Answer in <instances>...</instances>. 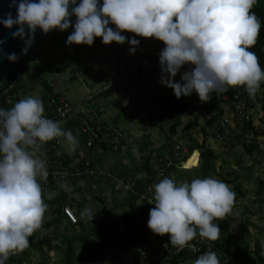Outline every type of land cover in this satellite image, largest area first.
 <instances>
[{
  "label": "clouds",
  "instance_id": "1",
  "mask_svg": "<svg viewBox=\"0 0 264 264\" xmlns=\"http://www.w3.org/2000/svg\"><path fill=\"white\" fill-rule=\"evenodd\" d=\"M256 3L257 0H103L102 4L100 0H12L17 15L9 12L0 18V23L9 29L19 26L12 36L24 40V55L35 42L37 28L47 34L56 28L64 31L72 27L66 40L69 45H93L96 37L105 44L128 42L132 54L140 40L122 34L124 30L154 37L165 45L159 56L163 73L160 82L173 89L177 98L195 92L207 102L213 93L220 95L241 86L255 97L264 83V67L251 50L262 27L261 19L252 10ZM73 14L77 17L74 24L70 19ZM6 55L11 61L19 58L15 52ZM184 65L189 69L183 71L180 81L175 80ZM58 138H63L70 151L79 145L71 129L45 115L41 98L28 95L10 108L0 107V264L28 247L29 237L42 227L48 204L40 181L47 180L49 170L39 153L42 145ZM57 183L65 191L72 190L67 181ZM153 187L150 202L155 207L149 210L148 227L154 234H170L177 251L194 248L191 242L197 236L217 240L221 229L214 221L231 211L236 196L225 181L213 176L177 182L164 175ZM95 214L89 207L80 212L82 218L91 220ZM218 251L214 247V251L202 252L192 259V264H221Z\"/></svg>",
  "mask_w": 264,
  "mask_h": 264
},
{
  "label": "crops",
  "instance_id": "2",
  "mask_svg": "<svg viewBox=\"0 0 264 264\" xmlns=\"http://www.w3.org/2000/svg\"><path fill=\"white\" fill-rule=\"evenodd\" d=\"M110 26L115 28L114 24H110ZM65 32L55 33L46 39L44 42L49 46L39 45L37 47V50L44 51V53L52 57L51 59L54 61L53 66L48 70L47 73H53L54 77L60 74L62 70L70 69V67H72L75 71L77 65L82 62L83 66L81 68L83 70V74L89 80V88H91V91L100 89V86L105 85L109 81H115L116 83L99 97V102L105 108L103 116L105 124L121 129L124 139L122 140L121 144L115 148L104 149L100 146H95L91 149H86L81 145L78 146L74 152L70 151L67 143H65L64 145H60L59 153L64 154V156L67 155L68 157L75 158V163L79 162L80 160H84L87 164L90 162L94 163L95 167H98L105 172L111 173H117L119 170H125V168L126 172L129 173L132 171L133 167L141 166V170L138 172L136 177L143 178L149 172L142 166V163L144 162V152H142L141 149L144 148L145 151H147L146 153L150 155V169L154 172L158 171V175H160L163 164L168 160L165 159L168 154L165 156L161 149L162 144L160 141L162 137L164 140L170 137V143H172L173 140V144L177 142L181 144L184 149V155H186L192 143H201L204 137H206L207 144L210 145L211 148H213L218 154H220L218 152L220 148H222V150L228 148V151L233 150V144H235L234 142H231L230 145H225L222 138L214 136L213 126L207 124V116L204 112L199 117L198 126L192 128L185 127L186 123L192 120L197 114V112L193 109H190L186 115H183L181 118L182 123L177 127L176 133L172 135L169 130L172 123L169 122L170 111L164 103L166 92H158L157 90V85L160 87L163 86L160 80L155 79L148 80L146 82H132L124 81L119 78V75L123 71L133 68L144 69L155 72L159 75H163L159 56L164 45L158 39L154 37L147 38L137 36L135 33L124 30L122 34L129 38L136 36V38L140 40V45L137 47L135 54L129 52L131 45L128 42L120 44L113 41L110 44H105L102 42L101 37H98V42L95 45L88 46L85 50L77 53L73 50L72 45H56L59 39L64 37ZM51 70L52 72L50 73L49 71ZM23 78V81L29 84V79L26 77ZM46 78L45 80L51 84ZM53 80L55 81V79ZM85 84H87L86 81ZM42 86L44 88L43 83ZM53 89L54 91H57L54 86ZM60 97L66 99V97L61 93ZM189 102L194 104L197 103L195 92L190 95ZM62 125L63 123H61V126ZM182 128L184 129L181 130ZM199 128L201 132L199 131ZM202 128H205L206 134L203 133ZM209 131H211V134ZM260 132L261 131L259 130L257 132V129L255 128V134H257L260 141H262L264 137L260 135ZM141 133H143L141 136L142 140L141 144L137 146V150L135 148V138L141 135ZM236 144L238 143L236 142ZM196 150L199 151V149ZM261 150L263 149L261 148ZM113 151H115V153H113ZM138 151L142 152V160H138V162H136L135 158H137V154H139ZM39 154L41 157H43V145ZM219 157L220 158L216 160L218 164L217 169L219 166L223 165V161L221 159L223 156ZM107 158H113V163H111L109 166L112 169H107L106 164H109L108 160L106 161ZM99 163H102V165ZM248 169H252L251 166ZM171 178L175 179V174H172ZM184 180H187V178L184 177L183 181ZM111 185L115 189L120 188L113 183ZM90 190H92L90 187V182H86L84 185L74 191L76 192V195L78 194L79 196L77 195V197H75V194H71L70 197H68V204L75 209L78 218L81 217L78 213V207L80 205L79 203L83 202L85 207H88L90 204V200H88L90 198V196H88V192ZM103 193L105 194L107 191H104ZM128 193L129 192H127L124 200L121 201L119 205V207L124 208L128 206V208L123 209V213L119 215L120 217L118 219L116 217L112 220L113 224H107L109 218L106 217L102 228L95 227L97 222H93L94 218H97L96 220L99 218V215L96 212V216L93 218V220L89 219L91 225L85 227L81 222H79L78 225L72 224L62 214L57 216V211L54 210L55 207L52 206L49 211L50 215L46 216L44 222L42 221V227L35 232V249L33 250L26 264H38L41 260H43L45 264H65V243L63 238L65 236L71 237L73 232L77 235H85L89 233L92 235V239L98 240L100 239V236L93 234V229L96 228L102 231L104 229V225H106V227L110 228L114 233H117L120 236L122 242L123 236L120 235L119 231H117L118 228L114 229L116 223L119 225L120 221H122L124 224L128 225L132 222L135 224L141 219H149V215L146 212H142L141 210L143 206L142 201L138 198L133 202V200L129 199ZM54 194L56 193L50 192L45 195V201L47 204H53V200H55V197L58 195ZM239 199L233 203L231 211L225 215L228 221H231L230 218L232 217L233 211L236 209L235 205L239 202ZM100 201H102V199ZM117 201L119 202L120 200ZM130 202H133V205L130 204ZM112 208H114V206L107 208L108 217L113 212ZM53 219L55 220V223L51 226H46L47 222ZM128 219H130V221H128ZM79 227L81 230L83 229L85 231L78 232ZM40 230L41 232L39 233ZM139 231L143 236H149V240L145 246L151 244L153 247H157V242L155 240L157 234H154L149 227H139ZM162 237L164 236L162 235ZM113 245L114 246L111 248L112 250L118 246L115 243ZM79 250H81V248ZM136 252L137 251H135V253ZM76 253L74 256L76 260L74 264H80V258H76ZM81 253L83 255L82 251ZM135 258L137 261L138 258L136 256ZM13 264L18 263L16 262Z\"/></svg>",
  "mask_w": 264,
  "mask_h": 264
},
{
  "label": "trees",
  "instance_id": "3",
  "mask_svg": "<svg viewBox=\"0 0 264 264\" xmlns=\"http://www.w3.org/2000/svg\"><path fill=\"white\" fill-rule=\"evenodd\" d=\"M258 18L261 19L262 21V27L260 30V34L259 37L257 39V43L251 47V50L254 51L257 56L259 57V62L261 64L262 67H264V0H257V3L253 6L252 9ZM74 24V23H73ZM74 29L72 27H70L67 30L64 31H56L54 32L52 35H54L55 33L58 32H65L64 37L62 39H59L58 43L56 44L57 46H65L66 44V40H67V36L70 34V32H72ZM163 45L164 42L159 40ZM98 42V37H96L94 44ZM42 43H44V41H42L41 43H39L36 47H34L33 49H31L27 55L25 56V58L23 59V61L18 65V69L15 71H12L10 76L7 79V82L5 83V86H9L12 85V89H21L23 91V93L25 94V82L23 81V77H26L27 79H29V86L30 88H32L33 86H31V82L34 81L32 79V77L30 76L29 70L30 67H32L34 65V58L37 55H40L39 53H44V51H39L37 50V47L39 45H41ZM72 48L75 52H81L83 50H85L88 46L91 45H87V44H71ZM165 46V45H164ZM46 54V53H44ZM47 55V54H46ZM54 63V61H53ZM51 69L48 68L47 71ZM178 74L175 77V80H177ZM43 85H44V94L41 95L39 98H41L44 102V107H45V115L49 114V103L51 99H54L56 102H58L59 97H60V93L57 91H54L53 86L51 84H49L46 80L45 77H43L41 79ZM35 83V82H34ZM35 85V84H34ZM231 89H235V88H231ZM238 94L247 100L248 105L250 107H255L256 106V102L253 99V97L249 96V94L244 90V88L238 87L237 89H235ZM3 92V89H0V93ZM259 93H261V97L258 98V102L261 103L262 107H264V83H262L261 88L258 90ZM227 93V92H224ZM196 96V104L189 102V97L188 100L185 104L180 105V106H174L172 108H168L169 111H180L181 112V117H174L172 118V123L170 125V133L173 135L176 133L177 127L182 123L181 118L183 117V115H186L190 109H193L197 112V114L195 115V117L188 121L185 125L186 128H192L195 126H198L199 124V117L201 114H203V112H209L210 110H214V109H218L219 111V115L217 116H210L207 117V124L208 125H212L215 120H217L218 117L222 116V114L224 113V109L220 106L219 102L215 99L214 97V93L212 94V98L207 101H201L200 98L198 97V95L195 93ZM231 99V98H230ZM104 116V115H103ZM104 120V118H103ZM61 121V120H59ZM61 123H63L62 127L65 129H68L69 126H72L74 124V122L70 119L68 121H61ZM105 123V122H104ZM106 125V124H105ZM108 126V125H106ZM246 128H249L251 130H253V134L254 137L252 139L251 142L246 143V140H244V142H240L242 143V145L245 148V151L248 155H255V153H259L260 152V148L259 146L262 145V141H260L259 137L257 136V134H255V126L251 124V121L248 122V124L246 125ZM203 133L206 134V130L205 128H202ZM76 135L78 136V140H79V145L78 146H83V139H82V135L81 133H76ZM214 135L215 137H219L221 138L223 135L221 133H217L214 131ZM224 139V144L228 145L231 144L232 140L230 138L229 135H227V139L226 137H223ZM122 142V141H121ZM121 144V143H120ZM119 144V145H120ZM171 145V144H170ZM96 146H100L104 149H111L113 147H108L106 145H96ZM173 146V145H172ZM171 146V147H172ZM84 147V146H83ZM262 147V146H261ZM93 148V147H92ZM91 149V148H90ZM199 149L200 152V161L199 164L197 166H194L192 168H179L176 164L177 162L174 161L173 159V148L170 149V158L165 161V163L162 166L160 175H158V171L154 172L150 169V155L147 154L145 151V149H141L142 152H144L143 155V159L144 162L142 163L143 168L148 170V174L143 177V178H137L136 175L138 174V172L141 170V166H136L133 167L132 171H130L129 173L126 172V168L125 170H119L117 174L119 177L125 178V179H134L135 184H134V190L137 191V193H133L132 191H130L128 193V197L130 200L136 201L141 194H144L147 192L148 187L151 185L153 188V196H154V187L153 185L159 181L160 179L163 178L164 175L170 176L172 174H175V180L177 182H182L183 178L186 177L187 181H191L193 178L196 177H203V176H220L222 177L221 173L219 174L217 172L216 169V160L218 158H220L219 156H221L220 154H218L213 148H211L210 145L207 144V140L206 137L203 138L202 142L199 143H192L188 149V152H192L193 150ZM225 151V150H224ZM59 150H52V158L53 159H57L59 158L58 156ZM189 153V154H190ZM64 156V154H62ZM223 155H226L225 152H223ZM65 157V163L67 164H78L79 167L82 166H90L92 168H98L95 167L94 163H86L84 160H80L79 162H74L71 163V161L73 160L71 157H68L67 155L64 156ZM187 158V156H185L184 160ZM223 161V164L225 163L224 158H221ZM69 164V165H70ZM100 165H102V163H99ZM252 168V167H251ZM179 169H185V170H190V172H192V176L193 178H191L190 176H184V174H182L181 172H179ZM249 170V169H247ZM234 172V171H232ZM236 172V171H235ZM250 174V171H248ZM236 175H234L231 179H226V178H221V180L231 183V182H236V185L232 188V190L235 192L236 196L234 199V202L236 200H238L239 198H244L246 196V192L243 190V186L242 183L239 181V176L237 173H235ZM229 175H232V173H229ZM80 178V177H77ZM103 178V177H101ZM86 182H90V187L93 190V197L96 198L97 200H101V198L97 195L100 192H104V190H102L103 188H107V186H104V184L102 183V179H93V178H89L86 179ZM85 182V183H86ZM260 183V187L257 189L256 193L258 195L257 198L253 199L251 201V203L255 206H257V208L262 211L264 210V179H259L258 181ZM84 183V184H85ZM107 183V182H105ZM111 185V183H110ZM104 186V187H103ZM52 191H56L58 193V195L55 197V200H53V204H56L57 207H55L54 210L57 211V216H59L60 214L64 215L63 213V207L65 205H69L68 202V197H70L71 194H73V192H68L65 191L64 189L60 188L59 186H57L56 188H52L49 189V191L47 193H45V195H47L49 192ZM75 191V190H74ZM57 199V200H56ZM133 202H130V204L133 205ZM79 207H78V213L80 214V212L85 208V206L83 205V202L79 203ZM71 206V205H70ZM244 211H248V207L246 206ZM143 212V210H142ZM65 216V215H64ZM248 220V219H247ZM128 221H130V219H128ZM55 223V220H49L46 224V226H51L52 224ZM216 223L219 224L220 229H221V233H220V237L215 240L216 241V245H215V251H217V249L219 251H221L222 254H217V256L221 259L225 258V253H228L230 251H232L233 253V261H229V264H240V263H245L248 261L247 259V255L250 253V248H249V243L247 241V239H243L241 237H238L232 230H231V226L230 223L227 219V217H222V218H218L216 220ZM73 224V223H72ZM76 225V224H74ZM118 228V223H116L114 229ZM93 234L100 236V239L98 240H94L91 238V234H85V235H77L73 232L71 237H67L65 236L63 238L64 243H65V264H74L75 263V253H76V249H80L82 247V252L83 255L82 257H80V264H105L103 263V261L106 259V257L109 254V251L111 250V248L114 246L113 244L115 243L116 245H120L121 244V239L120 236L117 233H114L110 228L106 227V225H104V229L102 231H100L99 229L94 228L93 229ZM164 239L167 240V242L171 244L170 241V234H164L163 235ZM36 233L33 234V236L29 237L30 240V244L28 247H26L23 251L18 252L16 255L10 257L8 259V261L6 262V264H13V263H18V264H26L28 259L30 258L33 250L35 249V244H36ZM242 245H244L245 250L243 249ZM256 245L258 247V249H255L253 251L254 254L257 255L260 264H264V254H260L259 251H264V244H261L259 242V240L256 241ZM198 256H192L191 254H189L187 251H182L181 253H179L178 255L174 256L173 258H168L166 255H161L160 256V260L162 261V264H183L185 261H189L191 259H195ZM38 264H45V262L43 260H41ZM138 264V262L136 263ZM156 264V263H154Z\"/></svg>",
  "mask_w": 264,
  "mask_h": 264
},
{
  "label": "built area",
  "instance_id": "4",
  "mask_svg": "<svg viewBox=\"0 0 264 264\" xmlns=\"http://www.w3.org/2000/svg\"><path fill=\"white\" fill-rule=\"evenodd\" d=\"M34 58V65L30 67L29 73L34 81L31 82V86H34L36 80L45 77V71L53 66V59L49 58L48 55L44 53H39ZM189 69L188 65H184L181 73H178L177 81L181 80L183 71ZM45 70V71H44ZM161 76L155 72L147 71L144 69L133 68L127 71H123L119 78L124 81H139L144 78L159 79L161 81ZM116 82L109 81L105 85L101 86L100 89L88 91V95L77 104H71L66 99L59 97L58 102L54 99L50 100L49 103V114L46 116L61 121L72 120L74 124L69 126L74 134L81 133L83 139V146L86 149L95 147L96 145H106L108 147H117L121 141L124 139L123 132L118 127L106 126L103 120V115L105 112L104 106L99 102V97L106 91L110 89ZM163 85V84H162ZM166 92V97L164 103L172 108L174 106H180L187 102L189 96H182L177 98L174 94L173 89L163 85ZM25 94L21 89H12V85H9L2 93H0V107L10 108L15 104V102L21 98H24ZM215 99L219 102L220 106L224 109L222 116L218 117L217 120L212 124L213 130L217 133H221L223 137L229 135L236 142L249 143L252 141L254 134L253 130L246 128L249 121L251 124L256 126V122L264 121V107L260 108L258 115H256L258 98L253 97L256 102L255 107H250L246 99L242 98L235 89H229L227 93H221L217 95L214 93ZM231 98V99H230ZM261 104V103H260ZM262 106V105H261ZM207 117L219 115L218 109L210 110L205 112ZM181 117L180 111H170L169 118ZM63 138L54 139L43 145V159H45L49 176L47 180H41L44 193H47L49 189L56 188L59 186L58 181H67L71 186V191L77 190L86 182V179H102V183L107 181V183H113L117 187L123 188L126 192L132 191L137 193L134 189L135 181L134 179H125L119 177L115 173L105 172L99 168H92L90 166L79 167L78 164H67L65 163V157L58 153L59 158L56 160L52 158V150L58 151ZM173 159L177 162L179 168H186V162L191 158L195 152L198 153L197 165L200 161V152L198 150H193L187 158L184 160L185 156L183 153V146L181 144H173ZM228 151V148L225 149ZM80 177V178H77ZM103 177V178H101ZM69 192V191H68ZM152 188L148 187L147 192L142 195L143 202L147 205V214L149 215V210L155 207L152 200ZM63 213L65 217L73 224H77L79 218L76 215L75 209L70 205H65L63 207ZM216 223V221H214ZM221 233V232H220ZM220 237V236H219ZM194 248H184L183 250L177 251L173 245L168 244L166 241L161 242L157 247H153L151 244L144 246L142 249L139 248L140 252H136L135 256L137 258H145L147 263L150 258H160L161 255H166L168 258H173L182 251H187L191 255L199 256L205 251H214L216 241H210L207 239H201L199 236L194 238L191 242ZM156 248V249H154ZM17 253L11 255L10 257L16 255ZM216 254H222L218 251ZM224 259H220L221 264H227L229 260L233 259L232 251L225 253ZM9 257V258H10Z\"/></svg>",
  "mask_w": 264,
  "mask_h": 264
},
{
  "label": "rangeland",
  "instance_id": "5",
  "mask_svg": "<svg viewBox=\"0 0 264 264\" xmlns=\"http://www.w3.org/2000/svg\"><path fill=\"white\" fill-rule=\"evenodd\" d=\"M42 45L49 46L45 42L41 44V46ZM49 58H52V57L49 56ZM82 66H83V63L80 62V64L77 65V68L75 69L76 72L74 71L72 67H70V69L62 70L60 74L54 77H53L54 74L51 73L52 70L49 71L51 74L47 73L48 71L44 70L45 78L47 77L46 79L54 86V88L59 93L63 94L66 97V100H68V102H70L71 104H77L78 102H80L82 99H84L88 95V91H91V88H89V80L83 74V70L81 68ZM53 79H55V81ZM148 80H155V79L144 78L139 81L146 82ZM85 81L88 84V87H87V84H85ZM24 84H25V94H26L25 96L32 95V96L40 97L45 92L42 86L41 79L36 80L35 85L32 88H30L28 83H24ZM157 88H158L157 89L158 92L165 91L164 86L160 87L157 85ZM260 97H261V93L257 91L255 98H260ZM261 107L262 106L259 103L256 108V113H255L256 115H258V111L260 110ZM169 122L171 123L172 120L169 119ZM256 126L257 127L255 128L257 129V132L258 130L261 131L260 135L264 137V121H261V122L257 121ZM183 129L184 128H182L181 130ZM199 131L201 132L200 128H199ZM209 133L211 134V131H209ZM142 135L143 133H141V135L135 138V142H136L135 148L136 149H137V146L141 144ZM168 138L164 140V138L162 137L160 141L162 144L161 149L164 152L165 156H167L168 154V156L165 157V159L170 158L169 153H170V149L173 147L172 144L174 142L172 140V143H170L169 142L170 137ZM230 138L232 142L235 143L233 144V150L224 151L222 150V148H220V150L218 151L220 155L223 156L225 163L222 166H219L217 169L218 164L216 162V169L219 174L221 173L222 177L217 175L215 176V178L220 179V180L221 178L231 179L234 175H236L235 173L238 174L239 179H240L239 181L242 183L243 190L246 192V196L244 198H240L239 202L235 205L236 209L233 211V214L231 213L232 217L230 218L231 221H229V223L231 226V230L238 237L247 239L249 243L250 253L247 255L248 261L245 263H240V264H260V261L257 255L254 254L253 251L255 249H258L256 245L257 240H259L261 244H264V210L260 211L257 208V206L251 203V201L258 197L256 191L260 187V183L258 182L259 179H264V138L262 139V144H263L262 147L259 146L260 152L255 153V155H252V156L248 155L245 152L244 150L245 148L242 145V143L237 142L238 144H236L234 139L232 137ZM61 144L62 145L65 144L64 140H62ZM261 148L263 150H261ZM138 152L139 154H137V158H135L136 162H138V160L139 161L142 160L141 159L142 152L141 151H138ZM223 152H225L227 156L223 155ZM113 153H115V151H113ZM189 153L190 152H187L186 156L189 155ZM198 157H199L198 153L195 152V154L191 158H189V160L185 163L186 168H192L194 166H197ZM72 159L73 160L71 161V163H74L75 158H72ZM107 160L109 164H106V163L104 164H106L107 169H112L109 166L111 163H113V158H109V159L107 158L106 161ZM250 166L252 167V169L247 170ZM253 167H254V170H253ZM248 171H250V174ZM179 172L184 174V176H190L191 178H193L191 174L192 172H190V170L179 169ZM229 173H232V175H229ZM104 182H107V181H104ZM226 183L229 185L231 189L236 185V182H231V183L226 182ZM104 186H107V188H103L102 190H104L105 192L107 191V193L104 194L103 192H100L97 194L102 199V201H99L93 197V190H90L88 192V196H90V198L88 199L90 200V204L88 205V207L92 209L93 213L96 212L99 215V218H98L99 221L96 220L97 218H94L95 221L93 220V222H97L95 225V227L97 228L103 227L104 220L106 219V217L110 219V222L108 219L107 224H113L112 220L116 217L118 219L120 217L119 215L123 213L122 212L123 209L128 208V206L124 208L119 207L120 202L123 201L125 196L127 195V192L123 188L115 189L112 185H110V183H104ZM149 187L152 188L151 185ZM51 193H56L54 195L58 194L57 192H54V191ZM73 194L76 195V192H74ZM152 194H153V188H152ZM77 195L75 197H77ZM142 195L143 194H141L139 197V199L142 201V204H143L141 210H143V212H146L147 205L143 202ZM75 199H78V198H75ZM117 200H120V201L118 202ZM48 206H49L47 210L48 213L47 212L45 213L43 222L46 216L50 215L49 211L51 207L52 206L57 207L56 204L54 205L48 204ZM113 206H114V208H112L113 212L108 217L107 208H111ZM246 206L248 207V211H244ZM147 221H148V218H145V220L141 219V220H138L135 224H133L132 222L131 224H128V225L120 221L117 231H119L120 235L123 236L122 242L120 245L116 246L114 250L111 249L109 251L108 257L103 261V263L105 264H136L138 262V264H154V263L162 264V261L159 258H157V256L156 258H150L148 263L146 262L147 260L145 258L142 259L140 257L136 261V258L134 255L135 251L139 253L140 252L139 248L142 249V247H144L149 240V236H143L139 231V227H145V228L148 227ZM79 222L83 223L85 227L86 226L88 227L89 225H91L88 218L80 217L78 223ZM78 223L76 225H78ZM78 230H79L78 232L85 231L83 229L81 230L80 227ZM40 232L41 230L39 231V233ZM155 240L157 242L156 245L160 244L163 240L162 235L157 234ZM242 247L245 250L244 245H242ZM81 250H82V247H81ZM81 250L76 249V252H78L76 253L77 259L82 257ZM259 253L263 255L264 251H259ZM192 261L193 260L191 259L189 261H185L183 264H192Z\"/></svg>",
  "mask_w": 264,
  "mask_h": 264
},
{
  "label": "water",
  "instance_id": "6",
  "mask_svg": "<svg viewBox=\"0 0 264 264\" xmlns=\"http://www.w3.org/2000/svg\"><path fill=\"white\" fill-rule=\"evenodd\" d=\"M77 2H79V0H77ZM100 2L102 4L103 0H100ZM72 7L73 6L70 5V12ZM9 12H11L13 16L17 15L16 8L12 6V0H0V18L6 17L7 13ZM70 19L73 23H75L77 17L73 14ZM18 27V25H14L12 29H9L5 27L3 23H0V41H4L2 44H0V89L2 88L3 90L7 88V86H5V83L7 82V79L10 76L11 72L18 69V65L26 56L21 51L24 47V40L20 37L14 38L12 36V32ZM25 30L28 31L27 26H25ZM59 30V28H56L45 34L42 29L37 28L35 42L30 47L29 51L36 47L42 41L48 39L54 32ZM12 52L18 54V60L11 61L7 58L6 53Z\"/></svg>",
  "mask_w": 264,
  "mask_h": 264
}]
</instances>
